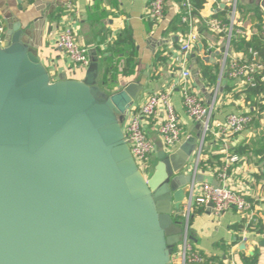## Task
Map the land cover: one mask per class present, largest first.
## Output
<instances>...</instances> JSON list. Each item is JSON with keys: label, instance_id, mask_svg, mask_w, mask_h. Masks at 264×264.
I'll return each mask as SVG.
<instances>
[{"label": "water", "instance_id": "water-1", "mask_svg": "<svg viewBox=\"0 0 264 264\" xmlns=\"http://www.w3.org/2000/svg\"><path fill=\"white\" fill-rule=\"evenodd\" d=\"M49 14L7 15L0 45V264H173L201 133L171 153L157 142L146 176L123 128L142 84L105 89L95 49L82 78L54 79L39 55Z\"/></svg>", "mask_w": 264, "mask_h": 264}, {"label": "crops", "instance_id": "crops-1", "mask_svg": "<svg viewBox=\"0 0 264 264\" xmlns=\"http://www.w3.org/2000/svg\"><path fill=\"white\" fill-rule=\"evenodd\" d=\"M234 3L235 0L206 1L199 16H196L201 38L188 63L192 70L195 58L203 52L205 55L215 54L214 63L209 64L205 61L204 63L220 65L218 80L214 86L206 85L200 74L198 80L192 77L194 88L204 103H211L215 97L212 122L214 131L225 124L229 114L251 111L242 97L235 95L242 90L241 80L230 77L228 68L222 73L223 51L228 45L227 34L214 32L207 24L208 20L214 17L229 23ZM70 4L72 8L69 10ZM147 6L148 0H34L31 3H28V0H0V15L4 18L6 27L8 24L6 16L9 14L17 17L24 26H27L45 12L51 11L44 26L39 55L54 79L59 78L63 73L69 78L84 76L85 70L75 67L57 46L59 33L65 27L71 26L76 32L78 42L88 47L90 51L95 49L100 56L99 49H112L118 37L123 36L124 31H129L130 41L125 40L122 46H118L119 49L124 50V56L121 54L115 58V67L112 70H117L118 73L115 78L113 72L110 73V83L113 87L107 90L116 91L129 82L139 81L143 89L134 106L141 104L152 92L171 90L173 104L182 121L184 141L188 136L201 132V125L186 114L179 88L181 64L176 60L177 50L188 26L185 31L182 30L183 8L179 0H166L164 16L156 22L147 17ZM59 9H63V12L58 18ZM235 18L232 38L239 35L240 30L252 36L257 32L258 24L262 20L264 23V11L254 0H237ZM200 43L204 44L203 51L199 49ZM228 50V60L231 57L242 56L241 52H234L230 44ZM132 52L135 53L134 61L125 74L123 69L126 68L128 57ZM110 53L105 52L106 55ZM100 65L103 81L102 60ZM115 80L116 82L112 83ZM228 86L234 87V93L227 91ZM160 117L159 114L146 125L149 136L156 143L161 141L157 132ZM263 126L264 119L261 120L260 126L256 122L254 127L250 126L249 129L232 136L228 139V146H223L221 140L210 139L212 136L205 146L202 159L205 161L211 156L212 158L211 165L205 164L206 169H203L200 163L204 180L216 185L223 183L231 189L246 194L249 199L254 200L258 218V223L254 227L246 228L242 214L235 208L218 215L207 206L198 207L191 224L193 242L198 250L211 259L212 264H228L230 258H234L238 264H243L244 257H252L256 254L258 255L256 264H264V161H259L258 154H252L250 157L246 154L239 155V161L229 164L227 181H221L218 176V168L222 169L226 163V154L234 155V149L238 150L246 141L256 139ZM194 159L193 155L190 165L194 163ZM241 225L242 229H238ZM261 225L262 232H259L257 226L260 228ZM243 236L247 238L248 249L238 250V244L244 242ZM252 246L255 249L254 253L250 254Z\"/></svg>", "mask_w": 264, "mask_h": 264}, {"label": "built area", "instance_id": "built-area-1", "mask_svg": "<svg viewBox=\"0 0 264 264\" xmlns=\"http://www.w3.org/2000/svg\"><path fill=\"white\" fill-rule=\"evenodd\" d=\"M180 4L183 8L182 21L187 24L188 29L177 50L176 60L181 64L179 88L186 114L194 122L201 125V139L198 150L194 154V163L189 166V171L193 172L194 178L189 184V192L183 204L184 214L180 218L183 227V237L174 251L172 263L205 264L208 257L194 246L192 239L191 223L198 207H208L210 203H213V211L218 215L230 208H235L242 214L246 228L254 227L258 223L254 200L249 199L246 194L231 189L223 183L216 185L210 181L203 180L200 182L196 180V175L202 172L200 163L203 160V152L209 137L212 136L211 139L213 140H221L223 146H228V139L249 129L253 116L249 111L231 113L228 115L225 124L219 130L214 131L212 122L215 110V97L211 103H204L194 88L192 70L188 66L195 51L194 49L201 38L194 6L191 0H181ZM165 5L166 0H148L147 17L153 22L160 20L164 16ZM68 8L70 10L72 5L70 4ZM236 12L237 0H235L229 23L214 17L209 19L207 24L212 31L227 34L228 45L226 50L223 51L222 73L228 68L230 77L240 79L243 89L246 83L254 81L255 73L260 69L261 65L256 61H249L244 58L243 54L241 57H231L228 60V48L236 23ZM6 30V22L0 15V45L4 42ZM239 33L246 38L251 36L243 30H240ZM56 43L75 67L85 70L89 66L91 61L90 49L78 42L76 32L71 26L65 27L59 33ZM254 56H256V53H254ZM159 114L161 119L158 122L157 132L165 151L167 153L174 152L184 139V129L173 104L171 90L150 93L141 104L132 107L123 126L132 154L145 175L150 172L154 161L153 157L156 158L157 152V143L149 136L146 125ZM226 155L225 165L222 169L218 168V176L223 182L228 179L227 170L229 164L240 160V156L237 154ZM242 240L247 241L246 236H243ZM228 264L238 263L234 258H230Z\"/></svg>", "mask_w": 264, "mask_h": 264}, {"label": "trees", "instance_id": "trees-1", "mask_svg": "<svg viewBox=\"0 0 264 264\" xmlns=\"http://www.w3.org/2000/svg\"><path fill=\"white\" fill-rule=\"evenodd\" d=\"M34 0H28V3L33 2ZM181 2V0H179ZM194 6V13L196 16H199V12L204 7L207 0H191ZM63 9H59L57 13V17L59 18L62 15ZM182 19V18H181ZM181 22V21H180ZM182 30L185 31L187 29V25L181 22ZM257 32L253 34L250 38H246L242 35L234 36L231 39L230 46L233 48L234 52H241L244 55V58L249 61H256L261 65L260 69L255 73L254 81L251 83H246L241 92L235 94L237 96H241L243 101L247 106L250 107V114L253 116V121L251 123V127H254L256 122L261 123V120L264 119V23L263 20L258 24ZM129 31H124L122 33L123 36H119L118 39L114 42L115 45L112 46V49L109 50H98L101 54L98 55L99 61L102 60L104 64V75H103V87L106 89H112V85L110 83L109 75L113 72V77L115 78L118 71L112 70L115 67V58L120 56L121 54L124 56V50L119 49L118 46H122L125 43V40L130 41ZM117 45V46H116ZM115 46V47H114ZM111 52L110 55H106L105 52ZM256 53V56H254ZM135 53L132 52L128 57V64L126 68L123 69V73H128V67H130L132 61H134ZM198 69L200 72V78L206 83L208 86H214L218 80V73L220 69L219 64L209 65L204 63V61L198 57ZM114 80V79H113ZM112 81V83H115ZM228 92L234 93V87L228 86ZM210 138V137H209ZM211 139V138H210ZM234 154L237 155H247L250 157L252 154L260 155L259 161H264V126L261 127V131L258 133L256 139H251L246 141L242 146L238 148V150L234 149ZM211 158L207 160H203L201 162V166L203 169H206L207 165H211ZM200 166V167H201ZM262 225L259 229V232H262ZM238 229H242V225L238 226ZM258 261V255H254L252 257H244L243 264H256ZM205 264H212L211 259L208 258Z\"/></svg>", "mask_w": 264, "mask_h": 264}, {"label": "rangeland", "instance_id": "rangeland-1", "mask_svg": "<svg viewBox=\"0 0 264 264\" xmlns=\"http://www.w3.org/2000/svg\"><path fill=\"white\" fill-rule=\"evenodd\" d=\"M153 160L155 161L156 160V158L155 157H153ZM153 161V165H152V168L150 169V172L149 173H147L146 174V176H150L152 173H153V168H154V166H155V164H156V161L154 162ZM193 220V219H192ZM192 224V223H191ZM193 235V234H192Z\"/></svg>", "mask_w": 264, "mask_h": 264}, {"label": "flooded vegetation", "instance_id": "flooded-vegetation-1", "mask_svg": "<svg viewBox=\"0 0 264 264\" xmlns=\"http://www.w3.org/2000/svg\"><path fill=\"white\" fill-rule=\"evenodd\" d=\"M157 159V158H156Z\"/></svg>", "mask_w": 264, "mask_h": 264}]
</instances>
